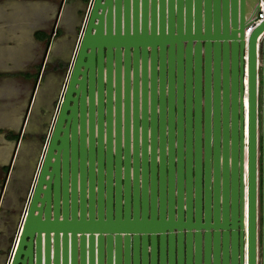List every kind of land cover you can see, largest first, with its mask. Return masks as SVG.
Wrapping results in <instances>:
<instances>
[{"label":"water","instance_id":"obj_1","mask_svg":"<svg viewBox=\"0 0 264 264\" xmlns=\"http://www.w3.org/2000/svg\"><path fill=\"white\" fill-rule=\"evenodd\" d=\"M258 1H90L9 264H256L258 83L264 264Z\"/></svg>","mask_w":264,"mask_h":264},{"label":"rangeland","instance_id":"obj_2","mask_svg":"<svg viewBox=\"0 0 264 264\" xmlns=\"http://www.w3.org/2000/svg\"><path fill=\"white\" fill-rule=\"evenodd\" d=\"M60 2L65 3L63 9L58 7ZM71 2L74 1L0 0V264L6 263L11 251L27 194L35 177L36 161L34 164L33 162L30 164L29 161L30 158H35L40 149L34 144L32 130L40 127L38 124L40 120L42 131L46 129L45 133L47 132L49 117L60 99L88 0L81 5L78 19L74 20L76 25L73 29H75L68 35L70 40L68 42L64 32L71 29L67 28L66 23L73 11V5L69 4ZM38 26L45 27L47 32L50 31V36L46 41L32 39L30 30ZM61 26H63L62 33L53 36L51 30ZM59 40L62 45L67 41L68 56L63 58L64 70L58 77V73L54 74L51 69L56 68V62L61 58L57 53L59 50H53V45ZM36 63L41 66L37 68ZM35 71L37 72L34 78ZM39 77L41 79L38 80ZM46 86H50L49 97L52 99L49 109L45 106L48 98L43 99L47 92L43 90ZM41 106L46 108L45 111L43 107L44 113ZM23 112H26V115L23 131L19 132L21 138L18 139L20 140L18 147L20 146V149L26 153L23 157L17 147L18 157L16 156V159L10 163L7 161L12 142L15 140L8 138L7 132L18 133V125ZM40 113H43L45 122L42 120L43 117L39 118ZM36 118L39 119L36 120ZM3 164L9 165L6 175L1 166ZM4 175L6 180L2 182Z\"/></svg>","mask_w":264,"mask_h":264},{"label":"flooded vegetation","instance_id":"obj_3","mask_svg":"<svg viewBox=\"0 0 264 264\" xmlns=\"http://www.w3.org/2000/svg\"><path fill=\"white\" fill-rule=\"evenodd\" d=\"M84 1H86V0H80L81 4L84 3ZM58 7L60 8V3H59V6ZM80 8H81V6L78 7L77 9H73L72 14L69 17V21L67 20L69 22V24H71V22L73 21L72 25L69 26V28H71V29L69 30L68 35H70L71 32L75 29V28L73 29V27L76 25V23H74V22L78 19V15L80 13ZM55 34L58 35L57 32L55 33L53 31L52 35L55 36ZM67 38H68V36H67ZM67 40H68V42H70L69 38ZM66 44H67V41H66ZM66 46L68 47V44ZM63 60L64 59L61 57L60 60L56 62V68L51 69L54 74H57L58 73V77L60 75H62L61 73L64 70L63 68H64L65 65L63 63ZM39 65H40L39 63H36L37 68L39 67ZM43 65H44V63H43ZM52 84H53V82H52ZM49 88H50V86H48V87L46 86L45 89H43V90H46L47 91L46 92V95L43 96V99L48 98V100L45 101V104H46L45 106L48 109H49L50 104L52 105V103H51L52 99H51V97H49V95H50ZM61 94H63V92ZM61 97H62V95H61ZM260 103H261V98H260V84L258 83V86H257V97H256V158H255L256 264H261V257H260V255H261V251H260V235H261V130H260V128H261L260 116L261 115H260ZM43 107L44 106H41V110L44 113V109L46 111V108L44 107V109H43ZM57 108L58 107H56V105H55L54 110H53V113L49 117L50 122H49V126L47 128V132L46 133H45L46 129L44 131H42V129H41L40 120L38 122V124L40 125V127H37V128H35V130H32V134L31 135L33 137L34 144L37 146V148L40 149V150L38 149L40 151V154H39V151H38V154L39 155L38 154L36 155V156H38L37 159H36V156H35L34 159H33V157L30 158V161H29L30 164H32V162L34 164L35 161H36V165L38 163V160H39L40 155L42 153V150L44 148V144H46V141L48 140V136L50 134V131H51V128H52V125H53L54 117H55V114H56L55 112H56ZM43 113H40L38 115L39 118L42 119ZM38 119L36 118V120H38ZM46 119H48V117ZM42 120H43V122H45L44 121V117H43ZM10 132H12V131H10ZM8 133L9 132H7V134ZM12 133H16V132H12ZM28 134L30 135V132H28ZM16 137H17V133H16ZM238 186H239V184L236 181V188L237 189H238ZM14 246H15V242L13 241L11 251H10V253L8 255V258H7L5 264H9Z\"/></svg>","mask_w":264,"mask_h":264},{"label":"crops","instance_id":"obj_4","mask_svg":"<svg viewBox=\"0 0 264 264\" xmlns=\"http://www.w3.org/2000/svg\"><path fill=\"white\" fill-rule=\"evenodd\" d=\"M74 2H71V3H69L70 5H73V9H77L78 7H80L82 4H81V2H80V0H73ZM64 2H60V9H63V6H64ZM67 6H68V3L66 4V8H67ZM67 23V28H69V26L70 25H72V24H69V22H66ZM73 23V22H72ZM63 26H61V27H58V28H56L55 29V33L57 32V33H62V31H61V28H62ZM45 27H43V26H38V27H33L31 30H30V33L32 34V39H34L35 41H42V40H44L43 39V37H36V32L37 31H42V32H44V33H47V38H49V36H50V31L49 32H47V31H45V29H44ZM67 30L66 28H63V30ZM61 31V32H60ZM67 36H68V33H69V31L68 32H64ZM54 36V35H53ZM52 36V37H53ZM67 36H66V40L68 39L67 38ZM62 44H61V40H59V41H57L54 45H53V50L54 49H57V50H59V52H57L58 54H60V56L62 57V58H65V57H67L68 56V47L65 45V44H63L62 46H61ZM65 47V48H64ZM40 79V77L38 78V80ZM7 137L8 138H10L8 135H7ZM17 138V137H16ZM16 138H10V139H12L13 141L16 139ZM20 141V140H19ZM18 141V144L20 145V142ZM13 144H12V147H13V145H14V142H12ZM12 147H11V150H12ZM19 148V152L22 154V156L24 157V155H25V153L26 152H24V150H21L20 149V146L18 147ZM18 148H17V150H15L14 151V153H13V156H12V158H11V160H10V163H11V161H13L14 159H16V156L18 157ZM10 154H11V151H10ZM10 154H9V157H10ZM9 157H8V160H9ZM8 162V161H7ZM23 162V161H22ZM1 164H2V161H1ZM4 165H6L7 166V164H3V165H1L2 167L4 166ZM6 169H8V168H6ZM5 171H7V170H5ZM8 173V172H7ZM7 173H5V175L7 174ZM4 175V177H3V180H2V182H5V180H6V176ZM3 186H4V184H3Z\"/></svg>","mask_w":264,"mask_h":264},{"label":"built area","instance_id":"obj_5","mask_svg":"<svg viewBox=\"0 0 264 264\" xmlns=\"http://www.w3.org/2000/svg\"><path fill=\"white\" fill-rule=\"evenodd\" d=\"M90 1L91 0H88V2H87V5H86V10H85V14H84V18H83V21H82V24H81V26H80V29H79V34H78V37H77V40H76V42L78 41V39H79V36H80V34H81V32H82V29H83V26H84V21H85V17H86V14H87V11H88V8H89V5H90ZM262 16H263V8H262V3H261V0H259L258 1V8H257V11H256V14L254 15V16H252V17H250L247 21H246V23H245V26H244V46H245V43H246V32H249L261 19H262ZM257 41H258V39L256 40V55H257ZM76 45V44H75ZM74 49H75V47H74ZM74 52V51H73ZM73 55V54H72ZM72 57L73 56H71V59H70V61H72ZM245 56H243V58H244ZM69 66H70V63H69ZM69 66H68V69H67V72H66V75H65V80H64V84H65V82H66V79H67V77H68V70H69ZM63 89H64V85H63V87H62V90H61V93L63 92ZM61 95L62 94H60V99L57 101V103H56V107H58V104H59V102L61 101ZM45 145V144H44ZM42 154V153H41ZM40 159V158H39ZM38 165H39V160H38V163H37V165H36V170H35V175H36V172H37V169H38ZM35 178V177H34ZM34 181V180H33ZM33 181H32V183H33ZM32 185V184H31ZM20 222H21V219H20ZM20 222H19V226H20ZM19 226H18V229H19ZM17 232H18V230H17ZM17 234V233H16ZM16 236V235H15Z\"/></svg>","mask_w":264,"mask_h":264},{"label":"trees","instance_id":"obj_6","mask_svg":"<svg viewBox=\"0 0 264 264\" xmlns=\"http://www.w3.org/2000/svg\"><path fill=\"white\" fill-rule=\"evenodd\" d=\"M54 32H55V29H54ZM47 33H44V32H42V31H37L36 32V37H43V39L46 41L48 38H47ZM36 72L37 71H35L34 72V74H33V77L35 78V76H36ZM10 138H16V133H12V132H9L8 134H7ZM6 168H7V166L6 165H4L3 166V169L4 170H6Z\"/></svg>","mask_w":264,"mask_h":264},{"label":"bare ground","instance_id":"obj_7","mask_svg":"<svg viewBox=\"0 0 264 264\" xmlns=\"http://www.w3.org/2000/svg\"><path fill=\"white\" fill-rule=\"evenodd\" d=\"M247 33V32H246ZM28 195V194H27Z\"/></svg>","mask_w":264,"mask_h":264},{"label":"clouds","instance_id":"obj_8","mask_svg":"<svg viewBox=\"0 0 264 264\" xmlns=\"http://www.w3.org/2000/svg\"><path fill=\"white\" fill-rule=\"evenodd\" d=\"M54 31V30H53Z\"/></svg>","mask_w":264,"mask_h":264}]
</instances>
